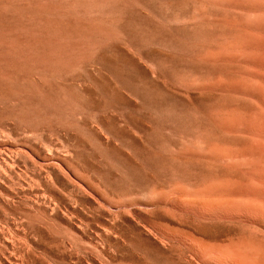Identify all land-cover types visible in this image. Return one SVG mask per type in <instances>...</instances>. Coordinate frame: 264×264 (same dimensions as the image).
Wrapping results in <instances>:
<instances>
[{"label": "rangeland", "instance_id": "1", "mask_svg": "<svg viewBox=\"0 0 264 264\" xmlns=\"http://www.w3.org/2000/svg\"><path fill=\"white\" fill-rule=\"evenodd\" d=\"M261 139L264 0H0V264H203L185 194Z\"/></svg>", "mask_w": 264, "mask_h": 264}, {"label": "bare ground", "instance_id": "2", "mask_svg": "<svg viewBox=\"0 0 264 264\" xmlns=\"http://www.w3.org/2000/svg\"><path fill=\"white\" fill-rule=\"evenodd\" d=\"M250 136H252V139L250 138ZM250 136L248 138H250L252 142L253 140H255V142L258 141L257 139H254L255 135L253 136V134H251ZM248 138L246 137L245 140H248ZM258 139L260 138L258 137ZM247 140L246 142H249ZM243 141L244 138L242 142ZM240 142L241 141H239V143ZM259 142L260 140L257 142V144H259ZM241 143L240 147L245 145L241 147V149L239 148L240 150H243L241 155L245 152V155L249 153L250 156V150H248L249 152L247 151L249 144L247 143V146L245 143ZM261 146L263 147L262 144ZM255 148L257 149L256 146ZM230 149L233 150L234 148ZM252 149L253 148H251V150ZM225 150L226 149H224L223 151ZM235 150L233 151L234 153L236 152ZM244 150H246L247 152ZM262 150H264V148ZM253 151L255 150H252L251 153ZM256 151L258 152V150ZM233 152L226 156H222L224 152H221V157H217V155H219L218 153L216 155L217 158L211 161L213 162L212 164L214 165V168H216V173L218 171L217 175L215 174L211 166V169L213 171L210 170L211 172H205L206 174L201 173L194 179L195 190H193L191 194L190 192H187L189 194L187 195L185 191V195L188 196L189 200V203L187 205H189V208L192 210L188 213L190 214L192 212V215H194L193 219H191L189 223L190 225L192 224V230L194 229L195 233L200 236L199 240H197L196 238V254L200 259L207 261L202 262L203 264H264V201L260 200L259 202H257V200H255L258 199L255 198L257 194L254 196V198H252V196H249L248 188L252 187L253 184L254 186L257 185L256 182L254 183L255 180H250L252 181V185L250 186L251 183L248 182V186V184L246 183V178H249V176L247 177L246 175L247 173L245 174V183H241V178H237L241 176V174L236 176L237 180L239 181H236L235 177V179L232 180L228 178L226 179L228 173L226 174L225 171H231L235 168V166L237 168L236 162L243 163V160H245L243 159L242 162H235L234 158L237 159V156L235 157V155L232 154ZM214 153L216 154L217 152ZM253 154L257 156L259 155V153L257 154L254 152L252 153V155ZM246 156L248 157V155ZM243 157L245 156L243 155ZM259 160L261 159L256 157L257 163ZM245 161L248 163L245 162V165H247L243 168L247 167L250 163L247 160ZM256 161H253L255 164H251L254 165L255 168L257 166ZM261 161L264 163V159ZM239 164L238 166H240ZM251 165L249 164L250 167ZM261 165L262 164H260V167L264 169V167ZM248 167L246 168V170L244 169V173L248 172ZM260 167L258 168L260 169ZM208 169L210 168L208 167ZM239 171L241 172L240 169ZM244 173L242 175V178L244 176ZM262 176L264 175L262 174ZM260 178L264 179V177L261 176ZM254 179H256V177ZM260 181L263 182L264 180ZM258 187V191L261 192V185L259 186L258 184ZM263 191L264 189L262 190L261 194L263 193ZM257 197H259V195ZM189 227L191 228V226Z\"/></svg>", "mask_w": 264, "mask_h": 264}]
</instances>
